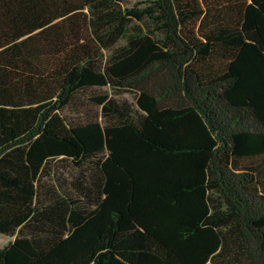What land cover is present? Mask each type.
I'll use <instances>...</instances> for the list:
<instances>
[{
	"label": "trees",
	"instance_id": "trees-1",
	"mask_svg": "<svg viewBox=\"0 0 264 264\" xmlns=\"http://www.w3.org/2000/svg\"><path fill=\"white\" fill-rule=\"evenodd\" d=\"M123 1L0 0V264H264V0Z\"/></svg>",
	"mask_w": 264,
	"mask_h": 264
},
{
	"label": "rangeland",
	"instance_id": "rangeland-1",
	"mask_svg": "<svg viewBox=\"0 0 264 264\" xmlns=\"http://www.w3.org/2000/svg\"><path fill=\"white\" fill-rule=\"evenodd\" d=\"M151 0H125L119 4V7L124 9L130 8H143L146 7ZM125 42L123 40L119 41L118 44L122 45ZM105 56H108L110 52L107 50L104 52ZM112 98L118 102H125L128 105L135 107V97L136 94L134 91H125V90H114L111 91ZM57 169L64 179L70 180L77 175V172L74 169V166L69 161H60L57 162ZM14 240V236L2 235L0 234V250L7 246Z\"/></svg>",
	"mask_w": 264,
	"mask_h": 264
}]
</instances>
